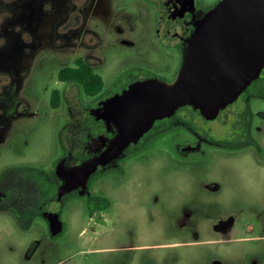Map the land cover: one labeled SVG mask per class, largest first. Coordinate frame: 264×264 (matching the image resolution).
Here are the masks:
<instances>
[{"label": "flooded vegetation", "instance_id": "flooded-vegetation-1", "mask_svg": "<svg viewBox=\"0 0 264 264\" xmlns=\"http://www.w3.org/2000/svg\"><path fill=\"white\" fill-rule=\"evenodd\" d=\"M52 1L57 7L50 39L53 47L67 55L79 54L73 68L80 63L93 69L99 66L102 61L94 50L101 37L89 27V20L97 12L108 14L112 0ZM220 1L203 4L202 0H149V6L155 8L158 35L181 53L179 67L196 24ZM49 3L48 0L43 3L42 0H0V145L6 144L12 133L22 134L24 124L38 120L43 112L40 96H28L24 88L25 78L44 45L45 34L39 19L41 12L50 7ZM62 28L68 30L63 32ZM120 41L133 44L127 39ZM125 76L108 88L104 82L103 88L94 94L77 81L58 77L60 85L50 92V107L64 115L65 121L58 134L61 152L48 169L30 164L12 165L2 159L0 150V221L22 238L19 241L22 264L44 262L65 256L74 247L89 249L95 243L105 242L113 229L110 223L116 218L121 224L128 216L127 201L134 200L140 214L152 213L154 218L159 208L164 217L169 215L177 202L173 196L175 188L154 183L152 175L179 168L156 163L173 141L174 151L180 157L197 154L202 158L191 171L197 176V195L180 198L191 213L189 216L197 206L194 210L200 219L196 222L199 237L196 244L212 252L206 264H264V208L255 212L248 208L249 204L264 201V186L259 197H244L235 186L231 201L249 202L247 207L239 213H216L209 210H215L216 201L224 199L216 196L222 187L208 174L210 169L218 167L211 162L221 152L233 157L245 153L264 179V110L253 105L255 99H264V68L260 77L214 119L206 118L190 105L183 106L172 116L156 120L137 142L129 144L110 164L100 167L88 182L72 183L65 190L71 173L105 150L116 135L115 124L104 114V102L122 93L131 83L154 77L142 69ZM109 172L119 176L118 191L123 192L127 185L134 194L118 197L116 209L115 199L107 195L108 190L99 187L95 190L92 182L94 176ZM120 205H123L121 209ZM28 236L31 238L27 239ZM170 248L172 244L131 247L119 241L116 246L102 249L113 253L111 260L69 258L68 264H172ZM65 262L60 259L57 263Z\"/></svg>", "mask_w": 264, "mask_h": 264}, {"label": "rangeland", "instance_id": "rangeland-1", "mask_svg": "<svg viewBox=\"0 0 264 264\" xmlns=\"http://www.w3.org/2000/svg\"><path fill=\"white\" fill-rule=\"evenodd\" d=\"M49 1L50 7L44 10L45 12H41L39 19L45 34L44 45L25 78L24 88L28 96H40L39 105L43 112L38 120L24 124L22 134L18 131L12 133L6 144L0 145V150L3 151L2 159H6L5 161L12 165L30 164L48 169L61 152L58 134L65 118L61 113L51 109L50 92L60 85L59 71L65 66H74V60L79 54L67 55L53 47L50 42L57 19L55 16L57 7L52 0ZM215 1L202 0L203 4H211ZM109 3L108 14L97 12L89 20V27L101 37V42L94 51L102 62L94 69L103 76L105 87L112 86L120 77L124 78L128 73L140 69L160 80H173L180 68L181 53L170 42L163 41V36L158 35L154 19L155 8L149 6V0H112ZM110 13H112L111 16H109ZM67 30L61 29L63 32ZM121 39L130 40L133 44H123ZM83 50L85 51L84 48ZM46 89L48 91L44 93ZM253 105L255 108L259 107L264 110V99H255ZM258 121L257 119L256 123ZM173 143L174 141L169 145L163 158L156 163L179 168L172 172L157 171L152 175L154 183L161 182L162 185L166 183L175 188L173 196H176L179 203L175 202L172 205L169 215L164 217L159 208L154 218L152 213L140 214L135 201H127L130 204L126 210L128 216L123 218L121 224L116 218L115 222L110 223L113 229L105 242L95 243L89 249L87 246L74 247L67 250L65 256L49 258L36 264H58L60 259H64L65 264H68L69 258L78 261L105 258L111 260L113 253L102 249L116 246L119 241L131 247L139 244H172V248L169 249L172 264H206L212 252L196 244L199 239L197 223L200 219L194 210L197 206H194L192 210L193 215L189 216L191 213L185 209L186 206L183 203V198L197 195L195 183L198 180L191 171L201 163L202 158L197 154L185 158L180 157L175 153ZM221 153L213 163L211 162L218 167L210 169L208 174L221 183L222 189L216 196L224 197V199L217 200L214 205L215 210L210 209L209 211L239 213L247 207L249 202L231 201L230 197H232L234 187L238 186L239 193L244 197H259L264 186V179L253 162L245 157V153L234 157L225 152ZM129 163L133 165L132 162ZM119 181V176L115 172L99 174L92 178L95 190L96 187L106 188L107 195L115 199L114 209L118 207V197L134 196L133 192L128 190L127 185L126 190L118 191ZM122 206L120 205L119 209ZM248 208L252 209L251 212L263 209L264 201L249 204ZM192 221H194L193 224ZM30 238L31 236H28L27 239ZM21 239L10 230L8 224L0 221V264H22L23 252L19 244ZM83 250H86L87 256Z\"/></svg>", "mask_w": 264, "mask_h": 264}, {"label": "water", "instance_id": "water-1", "mask_svg": "<svg viewBox=\"0 0 264 264\" xmlns=\"http://www.w3.org/2000/svg\"><path fill=\"white\" fill-rule=\"evenodd\" d=\"M185 47L173 80L136 81L104 102V114L115 124L116 135L105 150L71 173L65 190L72 183L88 182L156 120L187 105L214 119L235 101L264 68V0L220 1L199 20Z\"/></svg>", "mask_w": 264, "mask_h": 264}, {"label": "trees", "instance_id": "trees-1", "mask_svg": "<svg viewBox=\"0 0 264 264\" xmlns=\"http://www.w3.org/2000/svg\"><path fill=\"white\" fill-rule=\"evenodd\" d=\"M58 77L60 80L77 81L87 92L92 94L97 93L104 86L103 78L85 63H80L76 68L71 66L62 68Z\"/></svg>", "mask_w": 264, "mask_h": 264}]
</instances>
